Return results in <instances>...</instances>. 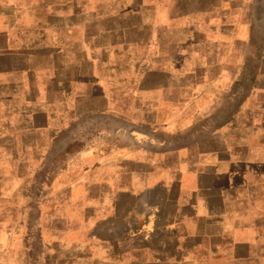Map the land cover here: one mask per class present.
<instances>
[{"label":"crops","instance_id":"0c3cea01","mask_svg":"<svg viewBox=\"0 0 264 264\" xmlns=\"http://www.w3.org/2000/svg\"><path fill=\"white\" fill-rule=\"evenodd\" d=\"M93 117L130 143L30 198ZM29 205L0 264H264V0H0V208Z\"/></svg>","mask_w":264,"mask_h":264},{"label":"rangeland","instance_id":"374dc122","mask_svg":"<svg viewBox=\"0 0 264 264\" xmlns=\"http://www.w3.org/2000/svg\"><path fill=\"white\" fill-rule=\"evenodd\" d=\"M123 127V132L113 131L115 126H119V123H116L115 120L111 118H102V117H93L89 120L82 121L78 126L73 128V130L63 134L61 136V145L58 148V153H54V156H50L45 163L40 167L41 172L33 175L29 180V197L34 199L37 197V191L41 190L45 186H50L53 181V172H59L64 170L65 165L69 158L80 151H84L87 148V143L92 142H104L105 140L110 141L111 145L120 144L128 145L131 139L132 133V124L126 120L121 123ZM172 142V146L175 147L178 145V138ZM40 160V159H39ZM40 162V161H39ZM39 165V163L34 164ZM55 173V174H56ZM19 183V180L16 181ZM21 218H25L28 221V232L33 238H35V227L39 215L35 209V205H29L28 211H5L0 208V221H9L14 220L18 221ZM31 240H33L31 238ZM33 251H36L35 242L32 243ZM35 255L33 254L31 264H38ZM1 261V258H0Z\"/></svg>","mask_w":264,"mask_h":264}]
</instances>
